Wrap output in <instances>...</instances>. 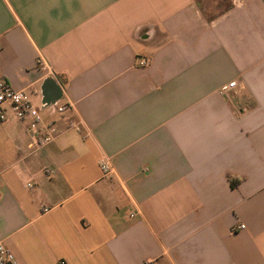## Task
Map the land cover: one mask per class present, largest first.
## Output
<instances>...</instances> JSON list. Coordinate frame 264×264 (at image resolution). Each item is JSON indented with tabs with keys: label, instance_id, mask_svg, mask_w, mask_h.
Wrapping results in <instances>:
<instances>
[{
	"label": "crops",
	"instance_id": "obj_1",
	"mask_svg": "<svg viewBox=\"0 0 264 264\" xmlns=\"http://www.w3.org/2000/svg\"><path fill=\"white\" fill-rule=\"evenodd\" d=\"M42 63L73 107L34 152L0 121L19 264H264V0H0V77L53 100Z\"/></svg>",
	"mask_w": 264,
	"mask_h": 264
},
{
	"label": "built area",
	"instance_id": "obj_2",
	"mask_svg": "<svg viewBox=\"0 0 264 264\" xmlns=\"http://www.w3.org/2000/svg\"><path fill=\"white\" fill-rule=\"evenodd\" d=\"M139 63L141 66H146L149 64V59H142ZM42 66L45 71V77L53 79L57 83L61 91L60 99L54 101L42 99L36 104L32 97L34 91L29 92L25 89H15L10 86L4 78L0 77V121L8 119L10 115L16 120L25 121L26 132L30 136L31 149L33 152L46 146L55 136V124L52 121L45 122L43 113L66 114L73 107L72 102L67 96L66 85L61 81L57 72L45 63H42ZM236 86L237 81L232 80L222 85L221 91L226 94ZM68 120V128H75L79 125V121L72 119ZM99 165L103 173L111 172V164L107 157H101L99 159ZM27 185L29 186L30 184L28 183ZM237 228H244V225L240 224ZM0 264H19L12 251L1 241Z\"/></svg>",
	"mask_w": 264,
	"mask_h": 264
},
{
	"label": "water",
	"instance_id": "obj_3",
	"mask_svg": "<svg viewBox=\"0 0 264 264\" xmlns=\"http://www.w3.org/2000/svg\"><path fill=\"white\" fill-rule=\"evenodd\" d=\"M52 80L50 78H46L41 86V92L44 94V96H49L50 94L52 99L55 100L57 96L55 95L54 91L52 90ZM45 100V99H43ZM50 100V101H53Z\"/></svg>",
	"mask_w": 264,
	"mask_h": 264
},
{
	"label": "rangeland",
	"instance_id": "obj_4",
	"mask_svg": "<svg viewBox=\"0 0 264 264\" xmlns=\"http://www.w3.org/2000/svg\"><path fill=\"white\" fill-rule=\"evenodd\" d=\"M37 97V96H36ZM36 104H38L37 102H36Z\"/></svg>",
	"mask_w": 264,
	"mask_h": 264
}]
</instances>
